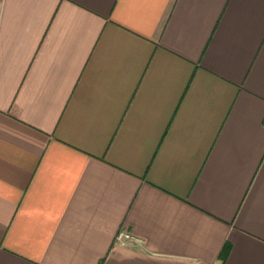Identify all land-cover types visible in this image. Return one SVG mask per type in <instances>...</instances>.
I'll return each mask as SVG.
<instances>
[{
	"label": "crops",
	"instance_id": "obj_1",
	"mask_svg": "<svg viewBox=\"0 0 264 264\" xmlns=\"http://www.w3.org/2000/svg\"><path fill=\"white\" fill-rule=\"evenodd\" d=\"M0 264H264V0H0Z\"/></svg>",
	"mask_w": 264,
	"mask_h": 264
},
{
	"label": "built area",
	"instance_id": "obj_2",
	"mask_svg": "<svg viewBox=\"0 0 264 264\" xmlns=\"http://www.w3.org/2000/svg\"><path fill=\"white\" fill-rule=\"evenodd\" d=\"M114 242L119 246L126 247L130 244H140L141 239L127 231L120 230L117 232Z\"/></svg>",
	"mask_w": 264,
	"mask_h": 264
},
{
	"label": "trees",
	"instance_id": "obj_3",
	"mask_svg": "<svg viewBox=\"0 0 264 264\" xmlns=\"http://www.w3.org/2000/svg\"><path fill=\"white\" fill-rule=\"evenodd\" d=\"M225 252H226V246H225V249L223 250V253H222V255H221V258H223Z\"/></svg>",
	"mask_w": 264,
	"mask_h": 264
}]
</instances>
